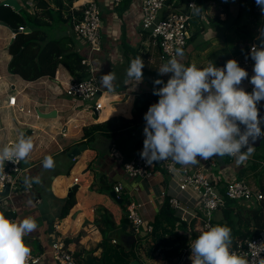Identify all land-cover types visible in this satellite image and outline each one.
Here are the masks:
<instances>
[{"label": "crops", "instance_id": "crops-1", "mask_svg": "<svg viewBox=\"0 0 264 264\" xmlns=\"http://www.w3.org/2000/svg\"><path fill=\"white\" fill-rule=\"evenodd\" d=\"M16 1L20 9L25 8L29 12L43 10L35 5L36 0ZM98 1L103 19L100 51H91L89 45L75 32L70 23L72 19L66 20L71 15L72 3L69 10L63 11L61 22L56 24L52 32L56 36L73 35L76 48L88 58L102 91L98 98L102 103L99 111L95 110V98L83 104L66 93V88L75 78L63 65L59 66L55 77L44 76L33 81L9 72L12 55L8 46L16 34L10 26L0 24V149L7 146L9 141L18 142L15 139H20L21 129L27 128L33 129L30 138L34 145L29 156L23 160L21 184L8 195L2 210L17 222L28 217L37 222V229L26 235L24 240L31 254L42 257L38 264H57L51 253L52 244L56 241H64L79 264H86L87 254L93 255L102 264H174L202 230L197 223H188L178 216L176 227L168 225L169 231L165 235V239L175 243L168 242L157 247L159 237L154 223L171 191L168 176L159 170L154 177L141 180L129 176L124 169L125 163L140 149L136 148L137 142L145 138V121L140 125L133 123L127 126L114 137H107L100 131L89 142H86L88 137H84L85 128L91 125L102 124L117 117L132 120L136 98L154 89L155 73L143 74L141 82L128 80L126 70L131 60L138 54L147 55L149 69L157 74L158 68L167 61L161 58L158 48L150 44L149 33L142 26L143 0H128L127 5H123V1L120 4L115 3V0ZM237 1L241 3L239 0H209L199 14L193 12L188 43L181 49L185 66L195 63L202 68L210 61L217 65L230 58L244 56L234 54V49L250 45V33L256 34L255 41L261 26H264L260 25L264 13L259 9L258 14L254 15L247 4H240L245 11L251 12L252 17L240 25L241 32L236 28L225 29L229 18L236 16V20L241 23L242 14L237 12ZM185 6L186 2L178 7L174 1L162 13L183 9ZM196 15L199 26L195 27ZM66 23L69 27H65ZM201 36L203 41L198 43ZM253 66L244 68L248 78L239 87H246L248 79L254 75ZM110 72L116 77L113 91L100 84V77ZM170 76L166 74L162 77L167 81ZM12 96L17 97L18 105L25 107V111L9 105ZM87 102L92 104L87 105ZM34 106L38 108L37 113L33 111ZM53 110L57 112L55 116L45 117L39 113ZM259 115L264 117V101L260 103ZM12 116L15 117L14 121L10 119ZM261 128L264 131V124ZM86 144L88 147L85 150L71 157L75 148ZM252 146V155L242 164H237L227 155L223 158L214 157L216 164L210 169L212 176L218 177L222 184L239 178L241 170L250 167L257 156H264V137L258 138ZM47 156L55 161L52 169H44L42 166ZM197 159L200 161L198 165L183 166L192 169L201 167L205 162L200 157ZM259 171L261 168H258ZM76 177H79V182H75ZM26 178L29 183H25ZM33 178H39L40 183H35ZM120 182L124 185L121 198L114 189ZM75 185L77 189L73 194L76 202L70 212L62 216L67 199L73 195L69 196V192ZM130 199L143 203L141 213L145 223L139 232L134 230L126 215L125 206ZM222 219L223 212L219 209L214 215V225H220ZM150 225L153 226L152 231L148 230ZM165 229L166 224L159 230L160 234ZM175 233L188 239L187 247L180 254L171 253L173 247L178 245ZM131 234L139 238L129 247L122 237ZM188 264H192L191 258Z\"/></svg>", "mask_w": 264, "mask_h": 264}, {"label": "clouds", "instance_id": "clouds-1", "mask_svg": "<svg viewBox=\"0 0 264 264\" xmlns=\"http://www.w3.org/2000/svg\"><path fill=\"white\" fill-rule=\"evenodd\" d=\"M255 2L264 13V0ZM189 7L199 14L201 7ZM260 36V46L253 45L249 53L254 61V75L249 81L254 86L251 93L239 87L248 78V72L235 59H229L223 67H217L213 61L202 68L195 63L185 66L184 53L178 48L176 55L158 68L159 75L171 76L166 84L161 79L154 81V85L163 86L154 87L158 102L150 105L143 117L145 138L139 155L147 165L168 159L181 165H198L197 157L208 160L226 155L242 164L252 155V145L264 137V117L257 107L264 101V30ZM144 67L140 56L131 60L126 70L128 80L141 82ZM115 79L110 72L100 77V84L113 91ZM33 147L31 138L21 134L14 145L0 149V165L26 159ZM42 166L52 169L55 161L47 156ZM33 181L40 183L39 178ZM25 183H29L27 178ZM37 227L31 217L17 222L0 213V264H28L31 249L24 237ZM231 242L229 227L209 226L190 242L192 264H247L230 251Z\"/></svg>", "mask_w": 264, "mask_h": 264}, {"label": "built area", "instance_id": "built-area-1", "mask_svg": "<svg viewBox=\"0 0 264 264\" xmlns=\"http://www.w3.org/2000/svg\"><path fill=\"white\" fill-rule=\"evenodd\" d=\"M121 1L115 0V3L120 4ZM168 4H170V0H143L142 2V26L149 33L150 44L158 48L163 60L175 56L178 48L184 49L187 46L194 12L189 5L196 4L198 6L196 0H187L185 8H179L166 14L162 13ZM71 17L77 35L88 43L91 51H100L102 49L103 19L99 1L73 0ZM230 59H235L242 68L254 64V61L246 56ZM226 61L216 66L223 67ZM83 63L90 65L88 58L84 59ZM90 71L91 74L87 78L75 79L70 82L66 88V93L74 100L81 102L95 98V110L99 111L102 108V103L99 102L98 98L102 91L91 65ZM249 81L250 79H248L244 90L251 93L254 86ZM260 103L261 101L257 104L258 110ZM9 105L18 107L20 111L26 110L25 107L18 105L16 96L9 98ZM29 111L31 110L29 109ZM15 143L9 141L7 146H12ZM142 149L143 147H140L139 151L125 163V172L129 176L141 180L154 177L159 170L164 172L170 182L171 191L168 201L171 208L183 221L191 224L195 222L200 225L202 232L206 231L209 226H215L214 215L216 211L226 206L228 200L257 205L263 199V194L250 185L245 178H236L222 184L218 177H213L210 169L216 164L214 157L204 160L205 163L201 167L194 169L179 165L171 159L161 161L158 167L155 162L149 166L141 159L139 153ZM23 172V160L18 163L5 161L0 168V213L5 215L2 204L8 195L20 186ZM75 182H79V177H76ZM6 187H9V192L3 194ZM114 189L118 197L121 198L124 192L123 183H117ZM142 206V202L134 199H130L126 205L127 218L136 232H139L145 223L141 213ZM5 216L14 220L9 215ZM148 230L152 231L153 226L150 225ZM230 251L244 258L247 264H263L264 228L252 237L237 239L231 243ZM51 253L57 264H79L64 241L54 242ZM190 253L189 246L174 264H188ZM41 258L40 255L31 254L28 264H38Z\"/></svg>", "mask_w": 264, "mask_h": 264}, {"label": "trees", "instance_id": "trees-1", "mask_svg": "<svg viewBox=\"0 0 264 264\" xmlns=\"http://www.w3.org/2000/svg\"><path fill=\"white\" fill-rule=\"evenodd\" d=\"M122 1L124 2L123 5H127L128 0ZM174 1L175 0H170V3ZM208 1L209 0H198V6L201 7L200 10L207 5ZM239 1L241 4H247V8L251 10L254 15L258 14L257 10L260 8L256 5L255 0ZM72 2L73 0H36L35 3L37 7L43 10L29 12L25 8L16 9L0 1V20L5 21L12 29H19L21 27L31 28V30L27 32H18L10 42L8 51L12 55V58L8 65L9 72L17 74L28 81L38 80L44 76L55 77L61 65L66 67L76 80L87 78L91 74L90 65L83 63V60L87 57L76 48V41L73 35L50 36V31L56 27V24L61 22V17H63L64 14L63 11L69 10ZM183 3H185V0L176 2L178 7H181ZM46 17L50 18L51 21ZM70 18L72 19L71 15H68L66 20L69 21ZM235 22H239V20H235ZM70 23L73 24L71 20ZM261 24H264V20L260 25ZM255 37L256 34L250 33L249 41H252L250 45L248 44L242 48L238 46L235 47L234 54H244V56L250 57L249 53ZM137 56H140L144 60L145 67L142 69L143 74L155 73L156 79H161L165 84L167 83L161 75L149 69V63L146 61L147 55L138 54ZM162 86L163 85H158V88ZM158 99V96L153 95V90L141 93L136 98L134 118L132 120H127L124 117H117L102 124L86 127L84 130V137H88L86 142L91 141L98 131L102 132V134L107 137H114L127 126L133 125V123L142 124L144 121V114L147 112L150 105L158 102ZM143 141L141 142L140 140L137 142L136 148L139 149L141 145H143ZM251 163L250 167L240 171L239 178H245L249 181L251 175L247 174V170L250 172L257 171L259 165H261V171L255 172L253 177L255 178V189L263 194V199L257 205L248 203L246 206L236 200H228L226 206L221 208L223 219L220 225L227 226L231 229V243H234L237 239L252 237L256 235L260 229L264 228V156H257ZM156 165L159 167L160 162L156 163ZM75 202L76 199L73 194L67 199L62 210V216H66L70 212ZM177 220H179V217L175 210L171 208L167 199L161 209L160 215H158L154 223L155 229L158 231L157 237H159L157 239V247L166 245L168 242L175 243L174 241L165 239V235L169 231L167 226L176 227ZM165 224L166 229L164 233L160 234L159 230L165 227ZM170 232H173V230L170 229ZM175 234L177 236L178 245L173 247L171 253L180 254L181 250L187 247L188 239L184 235Z\"/></svg>", "mask_w": 264, "mask_h": 264}, {"label": "water", "instance_id": "water-1", "mask_svg": "<svg viewBox=\"0 0 264 264\" xmlns=\"http://www.w3.org/2000/svg\"><path fill=\"white\" fill-rule=\"evenodd\" d=\"M1 3H5V4H8V5H12L13 7H15L16 9H20V7L18 6L17 4V1L16 0H3L1 1ZM0 24H4V25H7L9 26L5 21H2L0 20ZM31 30L30 27H24V28H19V29H13L14 33L17 34L18 32H27ZM264 30V26L262 25L261 26V31ZM261 33V32H260ZM260 43H261V36L259 34V36L255 39L254 41V44L259 47L260 46ZM40 115L41 116H45V117H50V116H55L56 115V111L53 110L49 113H42L40 112ZM33 133V129L32 128H27V129H21L20 131V136L21 134H24L26 135L27 137H31ZM88 147V145H83L81 147H78V148H75L72 153H71V157L74 158L76 155L80 154L81 151L85 150L86 148ZM77 189V185H75L71 191L69 192V196H71L73 194V191H75ZM9 192V187H6L5 190L3 191V194H7ZM115 194V193H114ZM138 236L136 235H125V237H122V240L124 241L125 244H127L129 247H132L133 244L136 242V240L139 238H137ZM86 264H102L101 261H99L96 257H94L93 255L91 254H87L86 256Z\"/></svg>", "mask_w": 264, "mask_h": 264}, {"label": "rangeland", "instance_id": "rangeland-1", "mask_svg": "<svg viewBox=\"0 0 264 264\" xmlns=\"http://www.w3.org/2000/svg\"><path fill=\"white\" fill-rule=\"evenodd\" d=\"M176 2H180V0H175ZM187 0H185V2H186ZM241 3H239L238 1L236 2V6H238V13H239V11H240V13L242 14V20H241V23L240 22H235V20H236V16H235V18L234 17H232V18H229L228 20H227V22H226V24H227V27H225V29L226 28H236V29H238L240 32H241V27H240V25L242 24V23H244V22H246L247 20H249L252 16H251V12L250 11H245L244 10V8H243V6H241L240 5ZM36 5V4H35ZM243 11V12H242ZM238 15V14H237ZM198 19H197V15H196V18H195V27L198 25L199 26V24H198ZM65 27H69V24L68 23H66L65 24ZM208 30V29H207ZM53 31V30H52ZM52 31H50V36L51 37H58V36H56L55 34H54V32H52ZM201 41H203V36H201L200 37V40H198L197 42L198 43H200ZM155 77H156V74H155ZM156 80V79H155ZM155 87H158V85H154ZM76 101H78V102H81V101H79V100H76ZM89 101V100H88ZM86 102V101H85ZM81 103H83L84 104V102H81ZM92 104V102H87L86 104L88 105V104ZM37 107L36 106H34L33 107V111H34V113H37L36 111H37ZM12 121H14L15 120V117L14 116H12V118H10ZM15 140H17L18 141V138H16ZM259 168H261L262 169V167H259ZM258 171V170H257ZM256 171V172H257ZM247 172L250 174H252V172H250L249 170H247ZM251 180V181H250ZM250 185H252V186H254V180H255V178L253 177V174L251 175V178H250ZM264 264V263H263Z\"/></svg>", "mask_w": 264, "mask_h": 264}]
</instances>
